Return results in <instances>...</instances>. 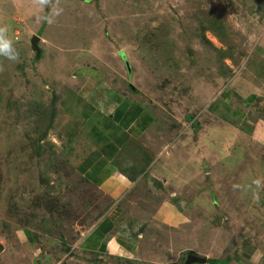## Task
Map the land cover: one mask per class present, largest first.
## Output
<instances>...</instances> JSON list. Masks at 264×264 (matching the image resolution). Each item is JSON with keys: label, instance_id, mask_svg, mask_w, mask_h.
<instances>
[{"label": "rangeland", "instance_id": "1", "mask_svg": "<svg viewBox=\"0 0 264 264\" xmlns=\"http://www.w3.org/2000/svg\"><path fill=\"white\" fill-rule=\"evenodd\" d=\"M60 7L48 24L37 16L51 6L0 0V26L19 52L16 61L0 56V264H183L186 253L244 264L257 252L255 264H264V188L253 184L264 181V145L251 138L254 122L225 124L207 109L230 82L264 84V0H60ZM90 74L154 115L119 160L127 175L140 176L118 219L142 235L133 260L91 261L77 251L78 237L112 204L77 171L94 142L84 122L89 103L79 95ZM141 151L151 157L143 176L134 168L144 166ZM174 197L185 222L156 224V205Z\"/></svg>", "mask_w": 264, "mask_h": 264}, {"label": "crops", "instance_id": "2", "mask_svg": "<svg viewBox=\"0 0 264 264\" xmlns=\"http://www.w3.org/2000/svg\"><path fill=\"white\" fill-rule=\"evenodd\" d=\"M222 93L224 95L219 101L217 99L207 105L208 111L219 114L225 124L234 121L236 117L242 121H250L251 125L254 122V126H248L249 132L252 133L250 137L264 145V84L260 86L257 83H244L240 86L230 82L225 85ZM230 94L232 100L229 98ZM79 95L89 103V106L84 107V122L88 134L93 135L94 142H90L86 151L88 153L83 154L77 170L90 184L107 195L112 204L78 237L77 251L84 253L89 260L106 257L137 259L142 236L137 233L140 229L137 234H129L118 225V219L121 215L122 199L138 182L140 176L130 178V175H127L128 169L124 165L121 167L119 160L122 149L131 142L141 140L154 117L150 111L142 108L131 92L107 86L99 75H88L79 89ZM144 153L141 151L139 154L142 159L147 155ZM152 218L158 225L173 228L182 225L186 220L181 202L176 197L160 200ZM247 257L248 262L244 264H255L262 257V253L257 252Z\"/></svg>", "mask_w": 264, "mask_h": 264}, {"label": "clouds", "instance_id": "3", "mask_svg": "<svg viewBox=\"0 0 264 264\" xmlns=\"http://www.w3.org/2000/svg\"><path fill=\"white\" fill-rule=\"evenodd\" d=\"M32 3L41 11H43L44 8L51 6L49 13L37 16V20L39 22H46L48 24L55 23L56 17L61 15L63 12V9L60 7V0H55L54 3L53 0H32ZM8 32L9 27L7 25L0 26V56H3L10 61H16L19 58V52L13 46V40L8 36ZM2 70V67H0V71ZM253 184L257 189L264 188V181L259 178L255 179ZM239 187L240 185H234V188ZM254 195L258 200L259 193L256 192Z\"/></svg>", "mask_w": 264, "mask_h": 264}, {"label": "trees", "instance_id": "4", "mask_svg": "<svg viewBox=\"0 0 264 264\" xmlns=\"http://www.w3.org/2000/svg\"><path fill=\"white\" fill-rule=\"evenodd\" d=\"M139 102H140V101H139ZM140 104H141V103H140ZM141 106H142V108L148 110L146 107H144V105L141 104ZM148 111H150V110H148ZM150 112H151V111H150ZM151 113H152V112H151ZM152 115H153V114H152ZM153 117H154V115H153ZM153 121H154V119H153ZM150 162H151V158L148 157V155H146V156L144 157V166H143V168L138 167L137 165L134 166V168H137L138 170H141L140 172H144L146 166H147ZM141 164H142V163H141ZM77 171H78V170H77ZM78 173H79V171H78ZM82 177L84 178V180L88 181V179H87L86 177H84V176H82ZM130 178L134 179V177H132V176H130ZM52 208H53V206H51V207L48 206V211H50V209H52ZM96 220H97V219H96ZM24 231L26 232V234L28 235L29 238H32V233H31L30 230L24 228ZM192 253H193V252H192ZM96 260H98V259H91V261H96ZM224 261H226V259H219V258H207V259H206V262H208V263H212V264H218V263H221V264H222ZM228 261H229V260H228ZM176 264H178V263H176ZM179 264H182V263H179Z\"/></svg>", "mask_w": 264, "mask_h": 264}, {"label": "water", "instance_id": "5", "mask_svg": "<svg viewBox=\"0 0 264 264\" xmlns=\"http://www.w3.org/2000/svg\"><path fill=\"white\" fill-rule=\"evenodd\" d=\"M38 41H39V37L36 35H33L30 42L32 44V46L37 50V54L39 51L38 48ZM2 249V247L0 246V250ZM206 262V258L201 257L199 255H195V254H188L185 257V260L183 262V264H192V263H205ZM106 264V263H104Z\"/></svg>", "mask_w": 264, "mask_h": 264}]
</instances>
